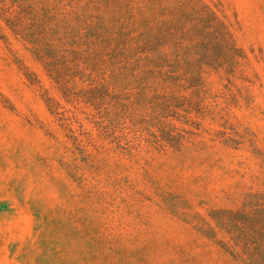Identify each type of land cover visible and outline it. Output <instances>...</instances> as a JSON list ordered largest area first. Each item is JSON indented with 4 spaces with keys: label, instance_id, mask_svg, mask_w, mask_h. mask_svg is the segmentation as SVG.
<instances>
[{
    "label": "rangeland",
    "instance_id": "1",
    "mask_svg": "<svg viewBox=\"0 0 264 264\" xmlns=\"http://www.w3.org/2000/svg\"><path fill=\"white\" fill-rule=\"evenodd\" d=\"M199 2L226 25L228 49L170 51L173 97L119 78L108 101L121 124L107 131L0 0V264H254L264 253V0Z\"/></svg>",
    "mask_w": 264,
    "mask_h": 264
},
{
    "label": "trees",
    "instance_id": "2",
    "mask_svg": "<svg viewBox=\"0 0 264 264\" xmlns=\"http://www.w3.org/2000/svg\"><path fill=\"white\" fill-rule=\"evenodd\" d=\"M49 1L37 10L35 0H13L19 10L5 21L64 94L78 100L85 118L94 125H107V131L121 124L115 105L108 101V89L119 78L142 82L140 89L158 98L173 97L166 91L177 79L166 70L170 51L179 58L182 50L206 57L215 49H228L226 25L199 0ZM26 16H31L27 27L22 24ZM191 65L186 71L191 73L189 80L195 78V70H203L197 62ZM30 75L36 79L35 72ZM82 77L89 87H78ZM254 243L264 248L261 239ZM250 259L264 264V253Z\"/></svg>",
    "mask_w": 264,
    "mask_h": 264
}]
</instances>
